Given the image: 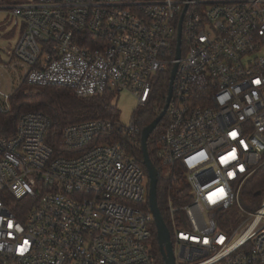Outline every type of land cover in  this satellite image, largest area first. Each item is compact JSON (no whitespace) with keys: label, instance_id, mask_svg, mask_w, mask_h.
Wrapping results in <instances>:
<instances>
[{"label":"built area","instance_id":"2783aa9c","mask_svg":"<svg viewBox=\"0 0 264 264\" xmlns=\"http://www.w3.org/2000/svg\"><path fill=\"white\" fill-rule=\"evenodd\" d=\"M2 9L25 31L7 65L0 57V70L23 73L11 94L0 89V113L23 86L79 98L126 91L140 109L177 67L155 150L174 264H264V200L255 212L240 204L264 174V0H0ZM51 130L34 111L0 137V264H166L134 118L67 126L61 154Z\"/></svg>","mask_w":264,"mask_h":264},{"label":"trees","instance_id":"16d2710c","mask_svg":"<svg viewBox=\"0 0 264 264\" xmlns=\"http://www.w3.org/2000/svg\"><path fill=\"white\" fill-rule=\"evenodd\" d=\"M170 77L161 75L155 80L154 96L143 108L137 109L134 120L141 130L147 128L162 112L168 95ZM102 95L89 98H79L70 89L59 86H47L40 88L35 94H27L23 88L18 89L11 99V110L8 113H0V137H12L18 125L20 117L29 112H42L52 122V130L48 135L50 142L60 154L63 148L61 133L70 125L80 124L86 121L108 119L118 120V111L112 105L113 97ZM167 121L165 117L148 140L150 159L158 169V161L155 156L156 146ZM163 122V123H162ZM139 159L143 164L142 152L139 151ZM157 186V202L163 213V189L162 178L159 177ZM264 188V174L256 178L245 188L247 195L255 196ZM161 259V255H158Z\"/></svg>","mask_w":264,"mask_h":264},{"label":"rangeland","instance_id":"374dc122","mask_svg":"<svg viewBox=\"0 0 264 264\" xmlns=\"http://www.w3.org/2000/svg\"><path fill=\"white\" fill-rule=\"evenodd\" d=\"M32 0H4V3L9 5H22L31 2ZM25 31V25L13 13L8 9L0 10V57L2 61L7 65L8 56L6 51L12 49L17 43L18 37ZM23 73L17 74L16 71L9 70L8 68L0 70V89L5 94H11L13 89H17L19 86L20 78ZM27 94H35L40 89L23 86L22 87ZM110 97H113L112 105L118 111V122L121 125L129 126L134 118V115L138 108V102L130 93L117 92ZM0 100H4L0 96ZM163 123V122H162ZM165 169V172L166 173ZM164 175V174H163ZM147 184V180L145 182ZM264 200V188L260 196H250L243 193L240 198V204L247 212H255L258 210ZM240 218L244 220L245 215L241 212H236ZM233 213L224 214L223 218L226 220H232Z\"/></svg>","mask_w":264,"mask_h":264},{"label":"water","instance_id":"95a60500","mask_svg":"<svg viewBox=\"0 0 264 264\" xmlns=\"http://www.w3.org/2000/svg\"><path fill=\"white\" fill-rule=\"evenodd\" d=\"M180 43H181V35H179L178 52H177L178 58L180 55V49H179ZM176 73H177V67H175L171 72L166 104L162 112L147 128L143 130L142 138H141L143 164L147 169L148 178H149V205L155 218V224L157 228V239L160 244L161 255L166 264H174V256H173L172 246L169 241V231L164 222L163 216L161 214L157 202L158 175L156 168L150 159V155L148 151V140L151 134L157 129V127L159 126V124L167 114V110L172 99L173 85H174ZM259 195L260 192L256 193V196Z\"/></svg>","mask_w":264,"mask_h":264}]
</instances>
